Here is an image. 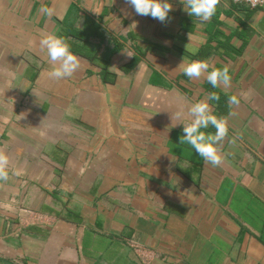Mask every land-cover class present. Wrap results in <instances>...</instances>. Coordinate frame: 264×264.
<instances>
[{
	"label": "crops",
	"instance_id": "0c3cea01",
	"mask_svg": "<svg viewBox=\"0 0 264 264\" xmlns=\"http://www.w3.org/2000/svg\"><path fill=\"white\" fill-rule=\"evenodd\" d=\"M170 2L160 22L127 0H0V264H264V8L219 0L200 22ZM49 32L82 53L71 76L48 75ZM213 91L217 166L180 142Z\"/></svg>",
	"mask_w": 264,
	"mask_h": 264
},
{
	"label": "clouds",
	"instance_id": "9594fccd",
	"mask_svg": "<svg viewBox=\"0 0 264 264\" xmlns=\"http://www.w3.org/2000/svg\"><path fill=\"white\" fill-rule=\"evenodd\" d=\"M127 2L132 6L135 14L149 16L160 22L168 19L172 9L170 0H127ZM218 3L219 0H182V7L189 16L197 18L200 22H207L216 14ZM40 11L47 16L54 14L52 7L42 6ZM39 44L41 49L45 50L51 65L48 73L51 78L62 79L71 76L79 67L78 57L70 50V45L62 36L54 32L45 33L41 35ZM177 67L189 79L205 76L206 81L213 88L222 85L227 89L231 82V74L226 66L212 67L206 60L189 62L182 59ZM219 98V94L213 91L207 94L205 100L192 102L188 108L191 120L182 124L183 135L180 137V142L188 145L196 155L212 166H217L222 161L219 144L228 133L226 119L217 116L208 102ZM228 104H239V97L235 94L229 95ZM176 115L179 116L180 113ZM210 126L215 129L214 132L208 131ZM8 165L9 157L4 152H0V180L8 179Z\"/></svg>",
	"mask_w": 264,
	"mask_h": 264
},
{
	"label": "built area",
	"instance_id": "2783aa9c",
	"mask_svg": "<svg viewBox=\"0 0 264 264\" xmlns=\"http://www.w3.org/2000/svg\"><path fill=\"white\" fill-rule=\"evenodd\" d=\"M238 3H245L251 7H262L264 8V0H233Z\"/></svg>",
	"mask_w": 264,
	"mask_h": 264
},
{
	"label": "trees",
	"instance_id": "16d2710c",
	"mask_svg": "<svg viewBox=\"0 0 264 264\" xmlns=\"http://www.w3.org/2000/svg\"><path fill=\"white\" fill-rule=\"evenodd\" d=\"M74 41H77V40H74ZM73 42L71 41L70 44H72ZM79 46V45H78ZM72 47V45H71ZM73 53H78V55H82V53L80 52H76L73 48L70 49ZM84 57L88 58L89 60H93L95 58H98V54L95 52L93 53L91 56L90 55H85Z\"/></svg>",
	"mask_w": 264,
	"mask_h": 264
}]
</instances>
